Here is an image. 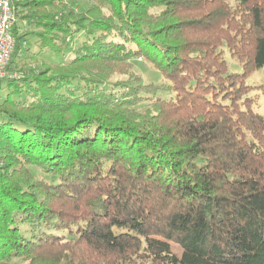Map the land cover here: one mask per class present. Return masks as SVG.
Instances as JSON below:
<instances>
[{"label":"trees","instance_id":"1","mask_svg":"<svg viewBox=\"0 0 264 264\" xmlns=\"http://www.w3.org/2000/svg\"><path fill=\"white\" fill-rule=\"evenodd\" d=\"M73 1L17 5L0 264H264V0Z\"/></svg>","mask_w":264,"mask_h":264},{"label":"built area","instance_id":"2","mask_svg":"<svg viewBox=\"0 0 264 264\" xmlns=\"http://www.w3.org/2000/svg\"><path fill=\"white\" fill-rule=\"evenodd\" d=\"M26 0H0V82L13 75L10 68L16 45L13 27L17 21V5Z\"/></svg>","mask_w":264,"mask_h":264},{"label":"rangeland","instance_id":"3","mask_svg":"<svg viewBox=\"0 0 264 264\" xmlns=\"http://www.w3.org/2000/svg\"><path fill=\"white\" fill-rule=\"evenodd\" d=\"M73 4L83 7L85 4L84 0H74L72 2ZM45 55H48L47 53ZM50 56V55H48ZM227 61L229 64V70L232 72H242L243 65L242 61L237 57H231L229 53L226 54ZM134 67L137 70L139 74L142 75L144 80H152V81H162L163 75L147 61L145 60V57L138 56L134 58L133 60ZM250 84H261L264 83V67L258 68L254 73H252L247 81ZM2 86H4V81H1L0 83ZM259 105H258V111H260L264 115V95H260L259 97Z\"/></svg>","mask_w":264,"mask_h":264}]
</instances>
